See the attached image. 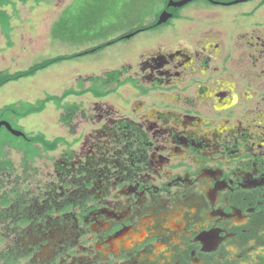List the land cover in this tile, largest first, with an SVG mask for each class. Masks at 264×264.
<instances>
[{"label": "flooded vegetation", "instance_id": "flooded-vegetation-1", "mask_svg": "<svg viewBox=\"0 0 264 264\" xmlns=\"http://www.w3.org/2000/svg\"><path fill=\"white\" fill-rule=\"evenodd\" d=\"M255 1L230 30L201 7L182 15L191 1L165 0L159 13H172L165 23L156 25L158 13L131 37L106 40L186 21L174 25L177 40L132 49L136 61L99 74L118 70L114 77L128 80L112 92L129 97L127 114L94 101L85 153L61 157L59 183L31 191L29 217L45 225L28 240L19 236L25 261L264 264V0ZM257 13L262 18L250 20ZM5 42L12 47L11 35ZM12 62L0 70L17 71ZM69 169L76 184H68Z\"/></svg>", "mask_w": 264, "mask_h": 264}, {"label": "rangeland", "instance_id": "rangeland-1", "mask_svg": "<svg viewBox=\"0 0 264 264\" xmlns=\"http://www.w3.org/2000/svg\"><path fill=\"white\" fill-rule=\"evenodd\" d=\"M165 0H40L38 3L27 1L15 2V10L9 5V13H15L11 19L12 47H7L4 36L0 33V68L11 60L10 71L22 70L48 57L60 54H70L118 35L129 34L134 26L146 23L159 13ZM255 0L233 4L210 3L207 0H193L182 8V15L192 14L195 8H204L214 13V22H225L230 30L236 24L244 21L239 18L240 13L249 10ZM264 11V6L260 11ZM261 13L255 14L250 20H259ZM204 16L199 17L201 23L206 22ZM148 18V19H147ZM239 18V20L237 19ZM147 19V21H146ZM235 19V20H233ZM233 20V21H232ZM184 20L172 19L152 31H141L127 40L109 45L101 51L76 59L65 60L52 64L37 71L34 75L10 81L0 88V107L24 100L34 102L42 98L45 93L60 94L68 87L78 88V79L90 75H99L104 70L117 68L124 61H136L137 53L143 46H150L158 40L168 42L177 40L174 25H183ZM198 23V22H197ZM233 27V28H232ZM132 49L135 52H131ZM89 83L84 80L83 85ZM123 87L118 91L121 92ZM128 98L124 99L118 92L110 93L103 98H94L91 94L69 96L65 101L80 104L79 111L74 115L71 125L63 124L53 102L46 104L43 111L32 113L18 120V124L27 133L42 132L48 139L64 136L68 141L77 139L71 146L72 157L76 159L88 148V143L82 142L83 136L91 132L96 123L88 120L93 115L94 101L112 105L122 115H126ZM84 111V114L81 112ZM73 127V128H71ZM67 147L59 145L51 152H45L29 162V168L22 165V153L7 148V156L12 160L15 171L8 177L7 182L14 178L21 179L26 174L27 184L32 194L41 192L49 184H58L55 177V162L66 155ZM68 157V156H67ZM6 241L0 246H4ZM21 262H25L21 258Z\"/></svg>", "mask_w": 264, "mask_h": 264}, {"label": "trees", "instance_id": "trees-1", "mask_svg": "<svg viewBox=\"0 0 264 264\" xmlns=\"http://www.w3.org/2000/svg\"><path fill=\"white\" fill-rule=\"evenodd\" d=\"M16 1H33L38 3L40 0H0V29L7 40L10 39L12 31L11 19L15 13L14 15L13 13H9L5 7L10 5L15 10ZM153 23L154 22H152L147 28L154 27L155 24ZM139 26L144 25L143 23H140ZM119 39L120 38L117 37L110 42L103 41L95 46L78 52L48 57L25 69L17 70L15 72L0 70V88L10 81H16L23 77L32 76L37 71L52 64L76 59L77 57L85 56L86 54L100 50ZM10 44L11 42H9V45ZM117 73H119L118 70H113L105 75L81 77L78 79V88L68 87L60 94L45 93L42 98H38L34 102L20 100L5 104L0 107V120H6L14 128L24 131L23 127L18 124V120L32 113L43 111L47 103L53 102L56 109L62 111L59 115L60 121L69 126L71 125L70 123L73 116L79 111L80 104L76 102H67L65 101L66 98L69 96H82L84 94H91L96 98L105 97L114 92L119 85L128 81L127 79L117 80L114 77ZM84 80L89 83L87 86L83 85ZM114 81L117 82L116 86H112ZM76 142L77 139H73L70 142L64 136H55L52 139H48L42 132L34 134L25 132V137L13 136L4 127H0V245L6 241L4 246H0V264H34L30 260L23 263L21 262L23 249L19 250V248L23 247L21 245L23 239H20L19 236H25V238H27L26 240H28L31 238L30 236H33L31 233L36 235L37 231L43 230L45 225L44 222H37L38 219L34 220L29 217L31 212H29L28 206L26 205L32 203V198L31 189L27 184H24V181L27 179L26 174L21 179L16 177L12 182H7L8 177L14 173L15 167L12 160L7 156L6 149L10 148L21 152L22 165L26 169L29 168L30 161H33L36 157H41L45 152L56 150L59 145H65L67 147L66 155L68 156V159H70L73 153L70 148ZM56 168L64 171L60 164H56ZM77 174L76 171L73 172L70 169L65 172V175L69 179L68 184H76V179L78 177ZM74 180L75 182H73ZM41 198L44 199L43 194L40 196V199ZM40 199L38 198V207L41 208L44 206L45 209H48L47 207H49V205L46 204L47 202ZM67 209H70V205ZM18 214L21 217L19 220L17 218L18 221H16L13 217L19 216ZM18 224L20 227H18ZM10 234L15 235V237L8 241L7 236ZM26 256L27 255H24L25 259H27Z\"/></svg>", "mask_w": 264, "mask_h": 264}, {"label": "water", "instance_id": "water-1", "mask_svg": "<svg viewBox=\"0 0 264 264\" xmlns=\"http://www.w3.org/2000/svg\"><path fill=\"white\" fill-rule=\"evenodd\" d=\"M192 0H168V5L170 6H174V7H180L184 4H186L187 2H190ZM240 1H246V0H233L231 2H223V4H230V3H237ZM213 3H219V1L217 0H212ZM170 17H172V13L168 12L167 10H162L159 15L158 18L156 20V25H160L162 23H165ZM133 35L132 33L126 34L123 37L124 38H129ZM3 126L10 134H12L13 136H20V137H25V132L14 128L8 121L6 120H0V127Z\"/></svg>", "mask_w": 264, "mask_h": 264}]
</instances>
